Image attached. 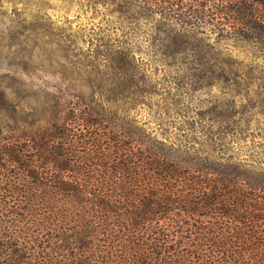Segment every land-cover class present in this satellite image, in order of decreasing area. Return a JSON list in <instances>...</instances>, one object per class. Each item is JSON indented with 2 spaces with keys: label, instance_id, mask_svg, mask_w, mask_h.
<instances>
[{
  "label": "trees",
  "instance_id": "16d2710c",
  "mask_svg": "<svg viewBox=\"0 0 264 264\" xmlns=\"http://www.w3.org/2000/svg\"><path fill=\"white\" fill-rule=\"evenodd\" d=\"M140 4L144 14L130 15L138 21L160 13L179 26L259 34L264 45V0ZM114 61L129 73L124 97L134 101L135 55L120 51ZM7 101L2 94L0 264H114L113 254L129 257L118 264H264V168L194 158L133 129L114 130V150L107 152L90 135L102 125L98 107L86 103V118H59L55 108L35 123ZM76 117L85 134L70 127ZM132 136L139 139L119 140ZM39 236L61 243L19 242Z\"/></svg>",
  "mask_w": 264,
  "mask_h": 264
},
{
  "label": "rangeland",
  "instance_id": "374dc122",
  "mask_svg": "<svg viewBox=\"0 0 264 264\" xmlns=\"http://www.w3.org/2000/svg\"><path fill=\"white\" fill-rule=\"evenodd\" d=\"M143 1L0 0V97L35 123L55 108L59 118H86V103L98 107L102 125L90 135L107 152L114 150V130L133 129L194 158L264 168L261 35L230 36L206 23L179 26L160 13L147 12L141 21L130 17L144 14ZM120 51L135 55L140 92L134 101L124 97L129 73L114 68ZM77 117L69 125L85 134ZM36 238L19 242L61 243ZM109 257L114 264L129 260Z\"/></svg>",
  "mask_w": 264,
  "mask_h": 264
}]
</instances>
